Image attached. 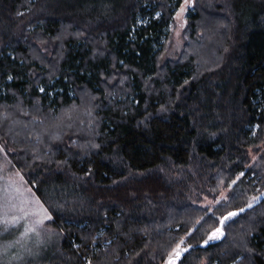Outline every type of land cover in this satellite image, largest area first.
<instances>
[{
  "label": "trees",
  "instance_id": "obj_1",
  "mask_svg": "<svg viewBox=\"0 0 264 264\" xmlns=\"http://www.w3.org/2000/svg\"><path fill=\"white\" fill-rule=\"evenodd\" d=\"M180 5L0 0V142L51 214L47 264H163L181 240L173 264H264V200L199 248L264 192V150L246 168L264 145V0H195L172 60Z\"/></svg>",
  "mask_w": 264,
  "mask_h": 264
},
{
  "label": "rangeland",
  "instance_id": "obj_2",
  "mask_svg": "<svg viewBox=\"0 0 264 264\" xmlns=\"http://www.w3.org/2000/svg\"><path fill=\"white\" fill-rule=\"evenodd\" d=\"M194 2L195 0H190V3L185 6L186 10L180 17H177V12L179 11L181 5H184V0H181L180 7L173 11L172 22L168 23L164 29L165 32L169 31L170 29V34H172L166 56L169 59L174 60L182 51L184 44L182 34L187 26L186 20L193 12ZM155 16H158V14H155ZM136 20V24H142L144 22L142 18H137ZM0 146H2L1 142ZM263 150L264 145L259 152H253L252 150H249L248 156L250 163L246 167L247 169L253 167V165L257 163L259 155L263 152ZM162 174L164 177H167L166 179L168 180L176 179L174 173L163 171ZM15 187H19L26 196L37 197L32 189L25 183L21 174L12 168L11 162L7 156V152L2 146V150H0V203L3 202L5 194L13 192ZM232 188L233 185L231 188H227V190L221 189L217 197L214 198L204 196L200 202V206L208 210L210 209L208 214L212 213L214 208L217 206L225 205L229 202L232 194ZM192 193L194 192L192 191ZM221 193H223L225 196H228L229 199L227 201L221 199ZM216 200H220V203H215ZM14 214L15 213L13 212L9 213V215ZM50 220L45 221L44 225L38 229L40 232L39 237H37L35 233H29L27 239L21 240V243L24 245L23 248H21L19 245H14L8 248L6 252L4 251V245L20 239V233L24 229L25 221L22 220L18 225L8 226L0 222V264H47L50 261H56V250L59 244V237L57 236L56 232L52 230V228L47 224V222ZM38 240L40 241L39 243H37ZM182 247H184V244ZM26 249L30 250V252ZM17 255H19L21 259H13V257ZM175 257V253L172 252L163 264H166L169 259H174ZM86 264L90 263L87 262ZM203 264H205V262Z\"/></svg>",
  "mask_w": 264,
  "mask_h": 264
},
{
  "label": "snow or ice",
  "instance_id": "obj_3",
  "mask_svg": "<svg viewBox=\"0 0 264 264\" xmlns=\"http://www.w3.org/2000/svg\"><path fill=\"white\" fill-rule=\"evenodd\" d=\"M189 3L190 0H184V5H181L179 11L177 12V17H180L182 15V13L186 10L185 6ZM0 150H2V146H0ZM243 175L244 173H240V175L237 176L236 179L230 182L228 187L231 188L232 185L236 184L240 176ZM221 199L227 201L229 197L221 193ZM258 199H260V197L254 196L252 198V202H255ZM252 202L247 204L246 208H251ZM215 203L219 204L220 200H216ZM244 211L245 208H239L222 214L219 217V226L212 230V232L208 235V238L204 241V243L207 244L210 240L222 239L224 236V233L222 231V226L224 225V222L234 217H237L240 213ZM10 212H13L15 214L9 215ZM50 219H52V217L48 211V208L44 206V203H42L38 197H29L24 195V193L19 187H15L13 192L6 193L5 197L3 198V202L0 203V222L8 226L18 225L23 220L25 221V224L23 231L20 233V239H17L11 243L4 245V251L6 252L8 248L14 245H19L21 248H23L24 245L21 243V240L27 239L29 233H35V235L39 237L40 232L38 229L44 225L45 221ZM197 223H199V221H197ZM39 242L40 241L38 240L37 243ZM183 244L184 241L181 240L179 243H177L176 248L173 249V252L175 253V256L177 258L181 256L182 252H186L188 248H191V245H188L187 248H184L182 247ZM26 250L30 252V250ZM13 259H21V257L17 255L13 257ZM168 264H173V261L169 259Z\"/></svg>",
  "mask_w": 264,
  "mask_h": 264
},
{
  "label": "water",
  "instance_id": "obj_4",
  "mask_svg": "<svg viewBox=\"0 0 264 264\" xmlns=\"http://www.w3.org/2000/svg\"><path fill=\"white\" fill-rule=\"evenodd\" d=\"M259 197H260V199H258V200H256L255 202L252 203V207H251V208H246V207H245V211L242 212V213H245L246 211H248V210H250V209H252V208L258 206V204H260V203L264 200V192H263L261 195H259ZM242 213H240V214H242ZM216 241H219V239H218V240H215V241H212V242H208L207 244H205V243H204V244H200L199 248H201V249H205V248L208 247L209 244H211V243H213V242H216ZM182 254H183V253H182ZM182 254H181V255H182ZM180 257H181V256H180ZM180 257H179V258L175 257L174 260L178 261V260L180 259ZM171 260H172V259H171ZM168 261H169V260H168ZM168 261H167L166 264H168Z\"/></svg>",
  "mask_w": 264,
  "mask_h": 264
}]
</instances>
